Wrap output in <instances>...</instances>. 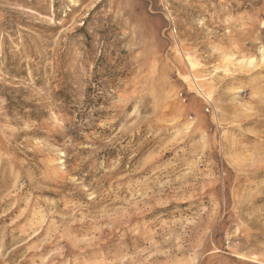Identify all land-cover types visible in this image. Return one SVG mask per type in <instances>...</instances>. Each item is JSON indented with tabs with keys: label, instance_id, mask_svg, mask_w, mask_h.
<instances>
[{
	"label": "rangeland",
	"instance_id": "1",
	"mask_svg": "<svg viewBox=\"0 0 264 264\" xmlns=\"http://www.w3.org/2000/svg\"><path fill=\"white\" fill-rule=\"evenodd\" d=\"M0 264H264V0H0Z\"/></svg>",
	"mask_w": 264,
	"mask_h": 264
}]
</instances>
